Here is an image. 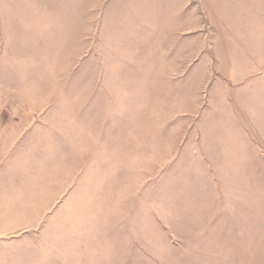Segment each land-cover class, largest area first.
<instances>
[{
  "label": "rangeland",
  "instance_id": "rangeland-1",
  "mask_svg": "<svg viewBox=\"0 0 264 264\" xmlns=\"http://www.w3.org/2000/svg\"><path fill=\"white\" fill-rule=\"evenodd\" d=\"M146 1L0 0V17L2 8L19 10L22 14L18 20L8 19L5 32L4 19L0 18V121L13 122L17 127L0 128V148L4 150L1 160L10 159L17 150L26 154L31 146L20 148L17 136L31 131L29 128L34 123L55 122L63 114L70 122L87 119L88 128H92L95 118L90 113L98 107L109 109L108 92L118 95L122 89L124 92L130 89L132 94L137 92L134 108L137 128L115 136L127 141L135 139L136 145H119L110 141L111 137L100 147L101 160L111 171L114 165L128 163L135 157L128 177L121 173L116 185L111 176H106L104 183L101 178H89V196L93 197L89 210L76 209L74 201L71 210L43 211L41 224L39 221L35 226L24 227L28 224L21 221L20 225L4 227L2 232L0 228V237L8 240L28 231L29 236L19 249L40 247L41 264L51 254L57 264H66L71 252L91 253L88 247L89 251L102 249L99 251L103 256L98 262L103 260L104 264H264V128H247L246 122L240 120L242 127L238 133L251 142L257 154L256 161L243 164L252 175L240 184L242 188L225 193L218 180V192H210L209 198L207 191L204 194L190 187L194 181L201 180L194 169L195 161L203 154L201 138H218L221 135L218 132H226L217 128L220 119L215 114L216 100L225 101L227 92L233 107L234 93L220 69V61L217 62L213 50L214 27L209 17L204 16L200 0H185V26L174 39L180 47L175 45L174 50L163 51L169 63L164 71L169 77L168 93L161 87L162 83L158 82L155 89L150 80L130 79H142L148 72L150 75L151 66L147 62L139 63H145L148 60L145 54L152 50L145 43L138 48L129 44L128 48L114 46L108 27L111 16L120 21L122 30L129 21L140 20L141 15L144 18ZM179 42L184 45L183 51ZM11 44L13 49L7 50ZM157 51L160 58L161 50ZM6 52L12 53L14 59ZM170 64L174 67L170 68ZM12 74L17 76L14 80L10 79ZM177 82L183 86L181 90ZM216 83L220 86L215 93ZM148 88H153L151 100L145 95ZM166 94L177 100L165 98L160 102ZM258 100L264 105V93ZM233 109H237L235 105ZM210 123L214 130L207 133L205 130L212 127ZM25 127L29 130H23ZM20 158L18 154L12 162L20 164ZM88 162L97 171L95 153L93 156L90 153ZM75 168L74 164V176L81 167ZM77 187L78 191L80 179ZM23 206L18 204L17 208ZM31 211L38 212L37 208ZM49 216L56 218L55 223L67 225H48ZM129 220L135 221L136 231L130 228L134 224L128 223ZM87 257L70 258V264H96L95 258Z\"/></svg>",
  "mask_w": 264,
  "mask_h": 264
},
{
  "label": "crops",
  "instance_id": "crops-1",
  "mask_svg": "<svg viewBox=\"0 0 264 264\" xmlns=\"http://www.w3.org/2000/svg\"><path fill=\"white\" fill-rule=\"evenodd\" d=\"M153 2L160 3L153 5ZM200 2L203 11L206 12H204V16L209 17L214 27L213 50L215 51L217 62L220 61L221 63L219 65L220 69L222 72L224 71L226 80L234 93V97L231 100L232 106L234 107L235 105L237 108L236 111L231 107L227 92L225 101L216 100L215 114L220 119L217 128L225 129L226 132H218L217 134H221L218 138L202 137L200 140V148L203 154L195 161L194 169L198 171L199 175L197 177L201 178V180L194 181L190 187L197 188L200 193L206 194L208 192L207 194H209L210 198V192L214 193L217 191L218 180L222 188L225 189V193L233 192L235 188H240V184L245 179L249 180L248 178L252 175L248 173V167H244L243 164L257 160L255 147L251 145V142L241 137L238 129L242 127L240 120L246 122L247 128L250 127L254 130L259 126L264 128V105L262 101L260 104L258 100L260 95L264 93V68H261L264 66V0H200ZM146 3V16L143 18L141 15L140 20L129 21L128 25H126L127 27H124L128 32H126V29L122 30L120 21L115 16L110 15L113 17L111 26L108 27L111 28L109 29L111 31L110 35H113L110 39L112 44L115 42L114 46L118 44L126 45L125 47H127L129 44L133 48H138L145 43L146 48L152 51L145 54L148 60L145 63H139V65H146L147 62L151 66L150 75L148 72L146 76L141 77L142 79H132L133 77H130V79L134 81L150 80L155 89L158 88V82L159 84L162 83L160 84L161 87L168 93L169 86L167 83L169 77L164 71L168 68L169 63L164 58L163 51L175 49V35L182 32L185 26V0H148ZM18 5L17 8L19 7ZM4 6L8 8L6 5ZM1 10L0 18L4 19L2 20V28L5 32L10 23L8 19L18 20L22 17V14L20 15L19 10L15 9L2 8ZM144 12L145 10L142 13ZM134 17L136 16L134 15ZM138 23H140L139 26H137ZM16 25L18 27V21ZM126 33L127 37H125ZM11 43L13 42L11 41ZM180 44V49L183 51L184 45L182 42ZM176 47L179 49L180 46L176 45ZM12 49L13 44L7 50ZM157 50H161L160 58ZM12 53L6 52L8 57L11 56L14 59ZM10 66L12 67V65ZM15 66L18 67L17 65ZM170 66V68L174 67L173 64H170ZM14 76L12 74L10 79L14 80ZM176 86L180 90V86L183 87L178 82ZM219 86V83L214 84L213 90L215 93L216 90H219ZM123 88L125 87L123 86ZM150 89L148 88L145 91L148 100H151L153 92ZM121 92L120 95L115 92L107 93L110 94L108 97H111L110 103H106L109 109L98 107L95 108L97 112L94 110L90 113L95 118L92 121L95 126L92 128H88L90 121L86 123L87 119L81 123L73 122L70 119V122L62 114L59 117L61 121L34 123L29 128L31 131L17 136L19 138L17 140H20V148L24 145L31 146L25 152L26 154L17 150L16 154H13L10 159L3 161L1 160V154L4 150L0 148L1 232L6 226L20 225L21 221L28 224L24 225V227L35 226L39 223L46 210L52 208L71 210L72 206H74V201L76 209L89 210L90 199L93 198L89 196V178H101L104 183V178L111 176L114 179V185H116V179L121 173L128 177V169H131V161H134V156L133 159L132 157L129 159L128 163L120 162L114 165V170L111 171V168L106 169L105 163L101 160L103 152L100 150L102 145L103 147L105 146L104 141L106 139L109 140L111 137L113 139L110 141L119 145L121 143L129 146L131 144L136 145L135 139L127 141L115 137L123 131L137 128L135 125L137 117L134 113V108L137 106L135 100L137 92L132 94L130 89H127L126 92L122 89ZM128 93L130 96L126 95ZM99 97L101 96H97V98ZM165 98L166 100H177L171 95L166 97L163 95L160 98V102L165 101ZM85 105L87 106L89 103ZM127 106L128 109H126ZM89 108L90 106L87 109ZM211 111L213 112V110ZM62 117L64 118L63 120ZM12 124L13 122L0 121V128L3 130L16 129L17 127ZM210 125L212 124L210 123ZM27 128L25 127L23 130H29ZM211 129L214 130L213 125L206 129L205 132ZM97 130L98 132H96ZM106 130L110 133L106 134ZM90 148L92 151L89 150ZM90 153H92V156L94 153L96 154L97 171H95V166L91 164L93 161L91 163L88 162ZM18 154L22 156L19 159L22 162L16 165V163L12 162L14 161L12 158L17 157ZM75 157L78 158L76 159ZM117 157L121 156L118 154ZM33 159L35 160L33 161ZM10 164H15L16 166L11 168ZM74 164L76 165L75 170L81 167L80 171H76L75 176ZM213 171L215 174L212 173ZM74 177H76L75 183ZM78 179H80V189L77 191ZM226 188L230 189L226 190ZM188 191L189 189L186 187L185 192ZM240 191L237 190L236 192ZM76 195L77 200H74ZM56 201L57 204L59 203L58 208L54 206ZM6 204L9 206H4ZM18 204L24 205L21 207L22 209L17 208ZM51 204L54 207L50 206ZM33 208H37L38 212L36 214L31 211ZM50 216L48 217V225H67V223H55L56 218ZM134 222L129 220L128 223H133L134 225L130 224V228L136 231ZM39 224H41V221ZM23 233L19 237H11L8 240L0 237V264H28L31 263L30 261H32L31 264H41L40 258L43 256L40 247L33 245L32 248L19 249L23 245L21 243L26 240L24 238L29 236L28 231ZM100 249L99 247V249L95 248L89 251L88 247L87 251L91 252L88 254H74L71 251H66L71 252L69 256L67 255L66 264H70V258L78 259L84 255H87L88 259L95 258L97 264L98 258L101 260L103 256L99 251ZM48 258V261L43 264H52V262L57 264L52 254ZM98 264H104V261H99Z\"/></svg>",
  "mask_w": 264,
  "mask_h": 264
}]
</instances>
